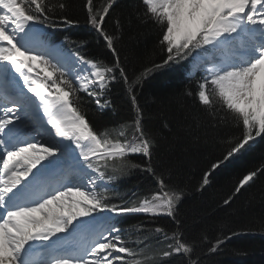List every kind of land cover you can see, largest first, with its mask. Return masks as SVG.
I'll return each mask as SVG.
<instances>
[{
    "label": "snow or ice",
    "instance_id": "6c2138e0",
    "mask_svg": "<svg viewBox=\"0 0 264 264\" xmlns=\"http://www.w3.org/2000/svg\"><path fill=\"white\" fill-rule=\"evenodd\" d=\"M116 3L84 2L87 23L113 56L106 63L79 51L65 56L46 45L37 25L78 23L64 14L67 0H0V264H149L137 259L144 255L143 241L130 247L113 222L129 214L172 218L174 231L153 229L164 241L162 256L182 255L188 264H200L193 258L195 241L184 238L176 218L184 190L157 173L152 163L157 141L145 128L136 95L149 75L170 63L199 61L204 74L185 95L203 107L213 127L231 125L239 132L224 141L225 153L202 173L198 190L210 186L212 174L257 137L264 139V0H142L146 11L137 19L160 26L164 58L131 76L116 47L121 21L112 33L105 29ZM117 81L134 117L98 132L82 110L80 94L103 111L112 104L106 94ZM22 116L32 122L34 134L24 131ZM134 154L145 161L133 162ZM130 170L151 174L155 190L132 193L136 199L128 201L110 195L109 171ZM261 175L264 165L247 171L222 204L231 206ZM231 235L217 238L208 250L216 252Z\"/></svg>",
    "mask_w": 264,
    "mask_h": 264
},
{
    "label": "trees",
    "instance_id": "16d2710c",
    "mask_svg": "<svg viewBox=\"0 0 264 264\" xmlns=\"http://www.w3.org/2000/svg\"><path fill=\"white\" fill-rule=\"evenodd\" d=\"M84 2L67 0L68 8L64 14L78 23L57 28L42 25L45 36L49 41L61 42L64 47L79 51L89 59L111 63L112 54L87 23ZM145 11L142 0H117L105 23L109 33L115 30L117 19L123 25L122 39L117 41L116 47L130 76L139 74L152 63H161L164 58L159 45L160 26L151 21L141 23L137 19ZM81 41L85 43L81 45ZM189 60L170 63L154 71L136 89L138 103L144 112L145 128L157 141L152 163L158 174H164L166 183L184 190L176 218L181 222L184 238L188 242L195 241L194 259L199 258L200 264H264V175L243 189L231 206L222 204L247 171L264 165V139L257 137L250 148L235 155L212 174L210 186L198 190L202 173L225 153L227 144L224 141L239 135V132L231 125L213 127L203 107L194 97L185 95L186 90H195L196 81L200 79V76L190 78L185 75ZM80 95L84 99L82 110L98 132L134 117L121 81L111 85L106 96L111 98L112 104L103 111L98 110L83 93ZM165 121L168 128L163 127ZM129 159L140 163L145 161L138 154L131 155ZM109 175L113 176L110 195L119 193L125 201L136 199L132 193L143 195L156 188L154 178L145 171L130 170L123 174L109 171ZM111 202L121 201L113 199ZM117 221L127 234L130 247H136L133 241H143L144 255L137 259H147L149 264H188L182 255L164 258L161 252L164 241L153 231L156 227L174 231L177 225L172 218L129 214L117 217ZM133 230L137 235H132ZM230 234L231 239L216 252L208 250L217 238L223 239Z\"/></svg>",
    "mask_w": 264,
    "mask_h": 264
},
{
    "label": "bare ground",
    "instance_id": "6f19581e",
    "mask_svg": "<svg viewBox=\"0 0 264 264\" xmlns=\"http://www.w3.org/2000/svg\"><path fill=\"white\" fill-rule=\"evenodd\" d=\"M36 27L40 28L38 25ZM46 45L49 46L50 48H53V49H59L65 56H68L72 53V52H69L67 50H62L56 44H46ZM198 66H201V64L200 65L198 64ZM77 69H79V66H77ZM85 74H86V71H85ZM2 102L3 101L0 100V103H2ZM22 119H23L24 125L26 126V127H24V131L26 133H33L34 134L32 122L27 117L22 116ZM106 215H111V214L110 213L100 214L101 217L106 216ZM76 243H77L76 241H72L70 244L76 246Z\"/></svg>",
    "mask_w": 264,
    "mask_h": 264
},
{
    "label": "rangeland",
    "instance_id": "374dc122",
    "mask_svg": "<svg viewBox=\"0 0 264 264\" xmlns=\"http://www.w3.org/2000/svg\"><path fill=\"white\" fill-rule=\"evenodd\" d=\"M38 26H39L40 28H42L40 25H38ZM43 33H44V30H43ZM45 43H46V44H49V43H47V41H45ZM55 46H56V45H55ZM57 46L59 47L60 45H57ZM59 48L62 49V46H60ZM194 61H197V60L194 59ZM198 64L200 65V62H198ZM100 214H105V213H100ZM100 214H99V215H100ZM113 222H114V220H113Z\"/></svg>",
    "mask_w": 264,
    "mask_h": 264
}]
</instances>
